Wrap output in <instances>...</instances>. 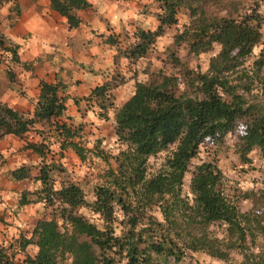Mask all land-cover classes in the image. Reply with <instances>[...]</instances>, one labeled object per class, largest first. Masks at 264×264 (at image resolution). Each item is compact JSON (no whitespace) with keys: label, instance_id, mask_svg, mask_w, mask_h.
Here are the masks:
<instances>
[{"label":"trees","instance_id":"1","mask_svg":"<svg viewBox=\"0 0 264 264\" xmlns=\"http://www.w3.org/2000/svg\"><path fill=\"white\" fill-rule=\"evenodd\" d=\"M49 1L66 16L70 27L81 22L77 9L91 6L89 0ZM154 1L158 8L152 13L141 7L137 10L135 40L127 45L125 54L144 56L165 27L177 23L178 10L184 8L188 21L173 34L174 42H185L193 54L219 44L207 69L195 76L202 96L177 92L168 75L158 83L136 79L133 92L116 101L111 99L110 88L117 83L106 79L92 87L87 98L95 97L100 115L108 116L111 110L114 132L125 145L113 155L116 167L103 157L105 163L98 169L101 181L92 184V198L55 158V152L61 157L67 148L81 160L97 154L81 140L82 122L73 125L61 119L71 118L66 111L68 95L62 93L64 83L39 79L32 110H19L0 100V136L11 133L22 138L23 147L39 157L34 163L8 166L10 179L37 182L34 188L20 191L17 206L40 202L49 211V216L33 227L36 252L17 258L16 252L31 240L16 239L8 246L0 242V264H117L123 259L125 264H181L186 250H202L228 261V248L232 247L243 253L240 264H264V164L263 184L242 192L251 202L247 210L236 203L230 180L213 155L195 163L187 188L183 185L191 160L204 141L213 143L216 150L231 134L235 139L232 152L243 162H251L248 153L254 148L264 161V103L247 99L244 90L250 93L248 81L230 79V73L252 54L254 46L263 43L260 56L254 59V74L264 92L260 74L264 13L256 6L239 9L234 0ZM220 2L223 5L215 9ZM148 14L158 20L153 29L147 23ZM2 37L0 47L9 51L13 63L18 62V45L5 44ZM31 64L22 62L25 68ZM6 76L9 88L23 92L9 67ZM51 120L59 137L57 151L44 137L27 139L38 124ZM228 147L226 144V150ZM161 151L165 153L160 165L147 173L149 157ZM31 166L38 168L35 175ZM81 208L88 209L95 219ZM214 223L224 229L223 237L210 227Z\"/></svg>","mask_w":264,"mask_h":264},{"label":"rangeland","instance_id":"2","mask_svg":"<svg viewBox=\"0 0 264 264\" xmlns=\"http://www.w3.org/2000/svg\"><path fill=\"white\" fill-rule=\"evenodd\" d=\"M126 1L132 3L133 9H136L135 7L137 6V9L141 7L144 11L150 10L149 13H152L151 11L158 8L157 3L154 0ZM234 1L239 9H242L243 6H256L261 9L262 13H264V0ZM222 3L223 2L216 4L214 8L218 9L223 5ZM115 13H117V11H115ZM64 17L67 25H69L66 16ZM146 19L147 23H149L148 25H150L152 29L156 27L158 20L154 16L148 14ZM120 21H118V23H120ZM187 21L188 14L184 8L180 7L178 10L177 23L166 26L164 32L150 45L145 55L138 58L128 57L125 54L127 45H130L135 40L133 36L135 26L131 27L132 33L130 34L132 35H130V30L125 24L121 23L119 26L120 35H117L110 27V23L105 24L107 31L98 32V40L106 44L111 55L114 53L115 60L120 58L121 60H119L123 65L122 68H110L109 72H107L108 75L106 79H108L109 82L111 81L110 84L117 83L114 87L110 88L112 93L111 99L115 98V95L117 98L126 97L130 93V90L134 88L133 85L136 79L158 83L165 75L171 76V81L174 82L177 92L187 91L191 94L202 96L199 83L196 81L195 76L198 71H205L207 69L209 58L219 49V44L214 43L212 49L199 54H193L188 51L185 42L179 44L175 43L173 34L177 30H180L183 24ZM261 29L264 41V23ZM114 36H117L116 42L113 41ZM10 42L11 41H9V43ZM262 47L263 43L255 45L252 54L246 57L243 63L238 65L230 73V79L232 82L239 81L240 79L241 82L248 81L250 83V93L247 94L244 90L247 99L249 101L261 100L264 103V92H262L261 89L262 84L259 78H256L254 74V71L256 70L254 59L260 56V50ZM173 55L176 56L175 59ZM117 56L118 58L116 59ZM10 57L11 54L9 51L3 49V51L0 52V94H4L5 97L13 100L14 89L7 86L6 70L8 67L11 69L13 79L17 83L18 68L13 65ZM74 68V73L68 70L67 74L69 72L70 76L74 74L75 76H82L85 73L94 72L89 61L85 62L84 60H80ZM95 74L99 75L100 73L95 72ZM260 74L264 77V64L261 67ZM17 87L19 88L18 90L21 89V86L18 83ZM116 87L119 89H115ZM96 104L91 105H95L97 113L94 114L103 119L101 122H97L93 119L83 122V119L80 120L78 116L74 115H71V118L61 117V119L66 122H71L73 125H78L82 122L83 129L81 140L87 147L92 148L97 154H92L90 157L81 160L71 148L64 150L61 157H58V152H55V158H58L70 170V178L83 187L88 198L93 197L91 192L92 184L96 181H101L98 169L103 167L105 163L103 157L108 158L111 166L116 167L117 162L113 155L116 154L120 148L125 146L118 140L114 132L111 112L108 116L100 115L99 112H101V110H97L98 105L96 106ZM52 121L53 120L44 121L42 124H38V127L33 129L38 131L33 132V130H31L27 134V138L40 140L44 137L50 147L57 151L59 149V137L57 131L54 129ZM234 141V137L230 134L225 138V144L220 145L216 150L213 143L204 141L200 146L199 153L191 160L190 168L185 173L183 179V185L187 188L194 164L199 162L203 157L207 158L213 155L217 163L221 164L224 175L230 180V190L233 193L232 195L235 196L236 203L241 210H247L251 207V202L247 197H242V192L263 184L262 168L264 161L260 157L257 148H254L248 153L251 162H243L236 153L232 152ZM226 144L229 146L227 150ZM164 153L165 152L161 151L157 155L149 157L147 173L158 168ZM30 172L32 175H35L38 172V168L31 166ZM36 184L37 182L32 178L22 179L20 181L13 180V189L11 192L4 193L2 196L0 195L2 203L7 205L5 208H0V242H3L4 245L8 246L10 242L16 241V239H24V241L25 239L31 240L23 250L16 252L15 257L17 258L24 257L25 253L34 254L36 252L37 246L32 242V240L35 239L33 227L37 225L38 220L49 216L48 209L44 208L40 202L28 203L21 207L17 206L20 191L22 189H32ZM154 209L157 211V207H154L153 210ZM81 211L91 214V218L95 219V215L89 212L88 209L81 208ZM119 217H121V215H119ZM210 227L219 237H223L225 234L224 229H221L217 223L211 224ZM21 240L19 241L22 242ZM228 251L230 259L228 261H223L222 259L211 256L202 250H186V254L182 257L180 263L196 264L198 262L199 264H240V261L243 258L241 250L237 247H232L228 248ZM170 259H172V257ZM117 264H125L124 259Z\"/></svg>","mask_w":264,"mask_h":264},{"label":"crops","instance_id":"3","mask_svg":"<svg viewBox=\"0 0 264 264\" xmlns=\"http://www.w3.org/2000/svg\"><path fill=\"white\" fill-rule=\"evenodd\" d=\"M89 1L91 6L77 9L81 17L80 24L70 27L65 17L50 6L49 0H0V35L3 36L5 44L11 41L13 45H18L19 61L13 65L18 68L17 83L23 89L20 93L13 90V100L2 94L1 101H6L19 110H32V99L39 93V79L59 80L65 85L62 93L68 95L66 111L69 115L78 116L80 120H103L94 114L97 113L95 105L92 106L96 104L95 97L87 98V95L92 87L107 78L110 68H122L123 65L121 59L117 56L118 59L115 60L114 53L111 55L108 46L98 40L97 34L106 32L105 24L108 23L117 35H120L121 23L130 30L129 34L132 33L131 27H134L133 20L138 9L137 6L133 9L132 3L126 0ZM1 51L3 49L0 47ZM80 60L89 61L94 72L82 76H70L69 72L67 74L68 70L74 73V67ZM24 61H30L31 67L25 68L22 65ZM95 72L100 74L96 75ZM119 99L116 95L113 98L115 101ZM110 112L111 110L108 114ZM23 144L22 138L11 133L0 136L1 196L13 189V180L7 173L9 165L34 163L39 160L37 154L23 147ZM2 204L0 197V208L7 206Z\"/></svg>","mask_w":264,"mask_h":264}]
</instances>
